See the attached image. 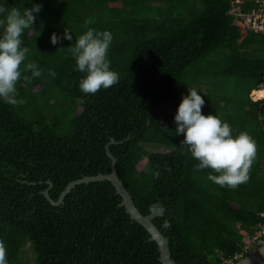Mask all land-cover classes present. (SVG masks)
<instances>
[{"label": "trees", "instance_id": "obj_1", "mask_svg": "<svg viewBox=\"0 0 264 264\" xmlns=\"http://www.w3.org/2000/svg\"><path fill=\"white\" fill-rule=\"evenodd\" d=\"M233 1L0 0L21 11L42 4L22 46L30 49L26 62L43 74L26 81L31 72L21 65L17 98L26 103L0 98V241L7 264L28 262V250L37 264H162L157 242L121 205L110 180L77 184L59 204L45 194L57 202L72 181L110 173L109 143L137 207L163 213L154 222L170 238L177 264H231L260 246L264 98L251 93L264 82V33H242ZM88 28L112 33L108 59L120 77L94 95L80 90L86 74L69 51ZM65 29L73 39L53 45L52 34ZM189 88L205 100L203 114L227 122L234 137L247 132L255 141L248 182L232 189L207 180L211 169L198 170L180 143L174 117ZM152 144L166 150H150Z\"/></svg>", "mask_w": 264, "mask_h": 264}, {"label": "clouds", "instance_id": "obj_2", "mask_svg": "<svg viewBox=\"0 0 264 264\" xmlns=\"http://www.w3.org/2000/svg\"><path fill=\"white\" fill-rule=\"evenodd\" d=\"M41 9L42 4H34L23 11L18 7L8 9L0 5V98L11 106L26 103L24 99L17 98L16 85L21 79V65L23 72H31V76H23L26 81L43 74L37 63L26 62L30 49L22 46L23 33L26 29H33ZM92 22L90 18L86 19L85 27ZM62 39L71 41L73 36L65 29L63 36L53 33L51 43L56 45ZM112 42L110 31L88 28L69 47L76 69L86 74L79 84L84 94L94 95L102 88L108 89L119 83V74L111 70L108 59ZM48 74L53 78L57 75L53 69H49ZM204 104L200 93L195 88H189L174 117L176 135L183 136L180 143L199 162L196 166L198 170L211 169L207 180L235 189L250 179L249 172L257 155L256 143L247 132L234 137L230 125L217 115L203 114ZM163 128L167 129V125ZM0 264H7V250L3 241H0Z\"/></svg>", "mask_w": 264, "mask_h": 264}, {"label": "water", "instance_id": "obj_3", "mask_svg": "<svg viewBox=\"0 0 264 264\" xmlns=\"http://www.w3.org/2000/svg\"><path fill=\"white\" fill-rule=\"evenodd\" d=\"M112 142H116V141L113 139ZM109 144H108V155L112 158L113 161L112 170L110 173H100L97 175L84 176L83 178L72 181L67 186L66 190L62 193L60 200L57 202L53 201L48 190L45 191L46 196L54 204H59L61 201H63L65 195L77 184L89 183L92 181L110 180L113 183V185L116 187L117 192L122 196L121 205L125 206L126 211L131 215L132 219L142 224L149 231L151 235L150 239L157 242L160 250V260L162 264H177L175 259L172 257V253L170 249V238L164 235L154 222V218L159 215H162L163 213L157 210H153L149 214H144L137 207L133 199V196L131 195L130 191L127 189L123 180H121V178L118 175L117 169L115 167V163L117 159L110 151ZM231 264H264V238L261 240V244L258 248L253 250L249 255L244 256L240 258L237 262Z\"/></svg>", "mask_w": 264, "mask_h": 264}, {"label": "built area", "instance_id": "obj_4", "mask_svg": "<svg viewBox=\"0 0 264 264\" xmlns=\"http://www.w3.org/2000/svg\"><path fill=\"white\" fill-rule=\"evenodd\" d=\"M249 1H251L250 7L246 5ZM230 12L237 17L238 24L241 23L245 30L251 29L264 33V0H234ZM252 98L254 99L253 95ZM260 234L255 235L253 241Z\"/></svg>", "mask_w": 264, "mask_h": 264}, {"label": "rangeland", "instance_id": "obj_5", "mask_svg": "<svg viewBox=\"0 0 264 264\" xmlns=\"http://www.w3.org/2000/svg\"><path fill=\"white\" fill-rule=\"evenodd\" d=\"M190 2H192L194 6H200L201 5V0H190ZM239 24L241 25V23H239ZM241 31H242V33H246V30L242 25H241ZM259 90H255L251 93L255 100L264 98V82L261 84ZM261 94H263V97H261ZM147 147L150 150H166V148H164L160 145H154V144L147 145ZM146 162H147L146 159L143 160L142 164L140 166H144L146 164ZM251 242H252V239H251ZM24 264H37L35 255H34L32 250H28V262H26Z\"/></svg>", "mask_w": 264, "mask_h": 264}, {"label": "bare ground", "instance_id": "obj_6", "mask_svg": "<svg viewBox=\"0 0 264 264\" xmlns=\"http://www.w3.org/2000/svg\"><path fill=\"white\" fill-rule=\"evenodd\" d=\"M259 91H260V90H259ZM259 91H258V92H259ZM261 97H263V94H261Z\"/></svg>", "mask_w": 264, "mask_h": 264}]
</instances>
